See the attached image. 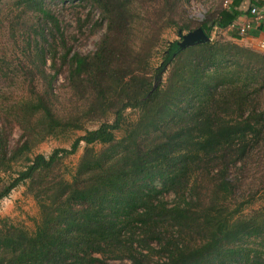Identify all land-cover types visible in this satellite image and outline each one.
<instances>
[{"label":"trees","instance_id":"16d2710c","mask_svg":"<svg viewBox=\"0 0 264 264\" xmlns=\"http://www.w3.org/2000/svg\"><path fill=\"white\" fill-rule=\"evenodd\" d=\"M192 2L206 5L200 20ZM239 2L0 0L13 47H0V87L23 93L0 88V199L23 184L38 207L32 230L0 219V264H264V202L253 206L264 196V52L238 33L211 37L235 22ZM196 27L210 40L171 43L156 84L163 32ZM103 28L94 51H72ZM63 71L68 103L55 86ZM127 108L138 116L124 124ZM75 130L70 148L31 155ZM81 142L70 170L63 160Z\"/></svg>","mask_w":264,"mask_h":264},{"label":"rangeland","instance_id":"374dc122","mask_svg":"<svg viewBox=\"0 0 264 264\" xmlns=\"http://www.w3.org/2000/svg\"><path fill=\"white\" fill-rule=\"evenodd\" d=\"M82 10V9H81ZM84 10V9H83ZM82 10V11H83ZM190 13L193 18L196 20H200L203 17V14L206 10V5L200 2H192L189 7ZM87 11L84 10L83 13L85 14ZM98 16V13L95 12V17ZM63 21L69 22V32H76L77 27L75 21L72 19V16L68 12L63 13L62 17ZM104 28L101 29L94 35L91 36H83L80 35L76 41H72V51L78 52L82 55H86L96 48V42L100 38L101 34L103 33ZM186 33L187 31H182ZM220 36L225 35L222 32H212V38H220ZM5 39L4 34L0 35V47L5 45L7 49H13V47L8 43ZM180 40V36L178 35L177 28H168L166 29L161 37V42L156 49L152 59L151 65L153 69L156 71L153 78L156 84L160 82H164L167 74V70L170 67L171 59H167L166 51L170 47L169 45L173 42H177ZM49 64V62H48ZM62 83H65V72H61L58 75V79L55 82L56 90L60 94V99L64 103L65 101L68 103L67 99L69 97L70 92L66 87L63 86ZM2 88H8V90H12L9 96L5 98H9L13 96V99H16L23 94L21 91V87H18L17 84L9 85L6 81H1ZM0 87V88H1ZM7 90V89H6ZM0 99H4L3 96H0ZM67 107V106H61ZM138 116V111L135 109L127 108L124 112V124L132 123ZM98 122H91L87 123V128H93L97 125ZM21 134V130L18 126H14L12 133L10 135V142L9 146L12 147L15 145L16 141L18 140ZM83 134L82 130H75L70 133L67 137H48L42 142L38 143L32 150L31 155L42 153L44 155H49L55 148H70L72 141L79 135ZM121 132H117L116 135H120ZM84 148V143L81 142L79 147L77 148L74 154H71L64 158V164L72 170L76 163L78 162L80 155L82 154ZM14 169H20L21 164H14ZM2 178L7 179L9 176L5 173H0ZM66 177L69 178V173L66 174ZM167 200L172 199V194H166ZM261 202H264V196L258 197V199L253 203V206H257ZM6 218L9 222L14 223L16 225L23 226L29 230L34 229L36 220L38 218V207L34 200V198L26 192V186L23 184L18 185L15 187L11 192L4 198L0 199V219Z\"/></svg>","mask_w":264,"mask_h":264},{"label":"crops","instance_id":"0c3cea01","mask_svg":"<svg viewBox=\"0 0 264 264\" xmlns=\"http://www.w3.org/2000/svg\"><path fill=\"white\" fill-rule=\"evenodd\" d=\"M255 0H240L239 4L234 7L236 10L240 11L241 13L235 20V23L243 24L249 23L250 28L247 31V34L242 36L238 42L249 46L253 49L263 51L264 48L261 47V43L264 42V21H254L251 17L250 13L248 12V8L250 5H254L253 2ZM264 1V0H259ZM233 4V0L228 6H224L226 8H231ZM233 8V7H232ZM219 32H222L225 36H230L231 34H237V31L234 28L226 27L223 29H219ZM232 38V37H231ZM236 40V38H232Z\"/></svg>","mask_w":264,"mask_h":264},{"label":"water","instance_id":"95a60500","mask_svg":"<svg viewBox=\"0 0 264 264\" xmlns=\"http://www.w3.org/2000/svg\"><path fill=\"white\" fill-rule=\"evenodd\" d=\"M178 35L180 36V40L176 42L178 50H182L197 44L205 43L210 40L209 36L204 32L201 27H196L192 30L187 31L186 33H183L181 30H178ZM174 55L175 53L172 57H174Z\"/></svg>","mask_w":264,"mask_h":264},{"label":"built area","instance_id":"2783aa9c","mask_svg":"<svg viewBox=\"0 0 264 264\" xmlns=\"http://www.w3.org/2000/svg\"><path fill=\"white\" fill-rule=\"evenodd\" d=\"M231 3V0H223V5L228 6ZM249 13L251 17L253 18L254 21H264V1L260 5H250L249 8ZM228 27L234 28L237 33L241 36H244L247 34V31L250 28L249 23H243V24H238V23H232ZM261 47L264 48V42L261 43Z\"/></svg>","mask_w":264,"mask_h":264}]
</instances>
